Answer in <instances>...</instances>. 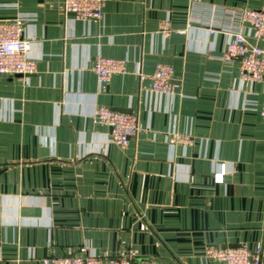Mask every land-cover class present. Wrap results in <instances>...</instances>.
Instances as JSON below:
<instances>
[{
  "label": "crops",
  "instance_id": "crops-1",
  "mask_svg": "<svg viewBox=\"0 0 264 264\" xmlns=\"http://www.w3.org/2000/svg\"><path fill=\"white\" fill-rule=\"evenodd\" d=\"M262 6L106 0L100 18L79 20L62 0H0V22L25 18L35 61L32 73L0 74V264L78 246L157 264H217L208 246L264 254V75L242 78L224 32L207 30L236 26L226 11ZM96 55L125 70L100 84ZM159 63L173 69L170 94L150 89ZM96 106L136 115L128 144L110 140Z\"/></svg>",
  "mask_w": 264,
  "mask_h": 264
},
{
  "label": "built area",
  "instance_id": "built-area-1",
  "mask_svg": "<svg viewBox=\"0 0 264 264\" xmlns=\"http://www.w3.org/2000/svg\"><path fill=\"white\" fill-rule=\"evenodd\" d=\"M106 0H62L65 12L73 18L90 20L100 18ZM227 19L235 22L236 26L209 27V33L224 32L226 42L223 56L227 59L238 58L240 76L248 80H260L264 75V47L251 43L246 39L238 24H246L256 39L264 40V6L246 8L243 10L226 11ZM25 18L18 17L11 21L0 22V74H29L34 71L35 61L27 54L32 38H23L22 31ZM92 69L100 84H105L109 77L116 72L125 70V60L121 58L96 55ZM173 69L169 64H156L149 75L151 91L159 94L172 92ZM139 79L146 76L138 72ZM264 118V102L258 109ZM92 117L110 128V140L121 146L128 144L138 129L137 117L133 113H124L105 106H96ZM223 169V168H222ZM207 254L212 256L217 264H264V254L260 248L250 250L243 245L234 247L208 246ZM43 264H157L154 259L147 257L136 258L132 254L118 256H102L89 252L84 246H78L74 252L43 259Z\"/></svg>",
  "mask_w": 264,
  "mask_h": 264
},
{
  "label": "water",
  "instance_id": "water-1",
  "mask_svg": "<svg viewBox=\"0 0 264 264\" xmlns=\"http://www.w3.org/2000/svg\"><path fill=\"white\" fill-rule=\"evenodd\" d=\"M112 109V108H111ZM113 110H116V111H120V112H124V113H127L129 112L130 110H127L125 108H113ZM234 246H238L237 244H232V245H221L220 247L224 248V247H234Z\"/></svg>",
  "mask_w": 264,
  "mask_h": 264
},
{
  "label": "rangeland",
  "instance_id": "rangeland-1",
  "mask_svg": "<svg viewBox=\"0 0 264 264\" xmlns=\"http://www.w3.org/2000/svg\"><path fill=\"white\" fill-rule=\"evenodd\" d=\"M135 136V135H134ZM173 141V140H172Z\"/></svg>",
  "mask_w": 264,
  "mask_h": 264
}]
</instances>
